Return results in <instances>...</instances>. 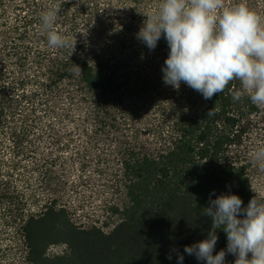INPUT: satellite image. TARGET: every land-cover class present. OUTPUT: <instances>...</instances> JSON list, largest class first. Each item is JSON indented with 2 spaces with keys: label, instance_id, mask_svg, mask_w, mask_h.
Listing matches in <instances>:
<instances>
[{
  "label": "trees",
  "instance_id": "1",
  "mask_svg": "<svg viewBox=\"0 0 264 264\" xmlns=\"http://www.w3.org/2000/svg\"><path fill=\"white\" fill-rule=\"evenodd\" d=\"M158 2L0 0V142L9 167L44 192L36 212L14 218V244L11 192H0V264H179L177 251L183 264H205L184 246L207 238L209 201L234 193L245 208L264 198V172L249 155L264 143V108L233 100L238 81L209 100L183 82L166 85L163 34L153 50L136 35ZM225 4L264 24V0ZM53 5L71 55L49 49L40 30L39 14ZM82 187L111 193L117 223L108 230L73 220L65 197ZM216 234L213 254L225 249L233 264L225 232ZM52 245L64 250L49 254Z\"/></svg>",
  "mask_w": 264,
  "mask_h": 264
},
{
  "label": "clouds",
  "instance_id": "2",
  "mask_svg": "<svg viewBox=\"0 0 264 264\" xmlns=\"http://www.w3.org/2000/svg\"><path fill=\"white\" fill-rule=\"evenodd\" d=\"M58 12L56 5L41 11L39 27L49 49L70 48L71 55L75 42L56 29ZM144 15L137 38L149 50L155 49L162 34L168 44L162 67L166 85L179 90L183 82L209 100L238 81L240 89L232 93L233 100L247 98L264 108V24L254 11L243 4L226 6L225 0H159L155 10ZM71 71L81 74L76 64ZM249 155L250 162L264 172V143ZM201 214L211 218L207 238L185 245L184 252L205 264H226L225 249L213 254L216 229L222 228L226 251L235 256L233 264H264V198L253 197L242 208L238 195L222 193ZM177 259L183 264L178 251Z\"/></svg>",
  "mask_w": 264,
  "mask_h": 264
},
{
  "label": "rangeland",
  "instance_id": "3",
  "mask_svg": "<svg viewBox=\"0 0 264 264\" xmlns=\"http://www.w3.org/2000/svg\"><path fill=\"white\" fill-rule=\"evenodd\" d=\"M5 144L0 142V192L5 189L9 190L8 195L11 196V199H7V203L11 204V211H8L10 215V228L7 230L12 231L11 240L13 244L19 241V235L14 233L15 228L17 229V224L14 223V218L20 213L21 208H24L25 211H34L36 212L39 208L37 202L38 196H41L44 192L36 191L35 187H29L25 179L29 177L22 168L12 170L9 167L10 165V156L5 153ZM20 157H18L19 159ZM41 194V195H40ZM109 195L111 193H106L96 188H80L76 193L70 192L65 197V202L69 206L70 212L72 213V218L78 224H97L102 225L108 224V227L105 229L108 230L115 223H117V217L111 216L109 206L107 201H109ZM11 200V201H10ZM4 201V200H3ZM3 202V205H5ZM1 216V215H0ZM4 220V219H3ZM6 237L5 243L9 238L7 233L3 234ZM11 235V234H10ZM64 250V246H58L57 248L51 249L49 254H58Z\"/></svg>",
  "mask_w": 264,
  "mask_h": 264
},
{
  "label": "built area",
  "instance_id": "4",
  "mask_svg": "<svg viewBox=\"0 0 264 264\" xmlns=\"http://www.w3.org/2000/svg\"><path fill=\"white\" fill-rule=\"evenodd\" d=\"M58 246L52 245L50 246V248L48 249V251H50L51 249L57 248Z\"/></svg>",
  "mask_w": 264,
  "mask_h": 264
}]
</instances>
